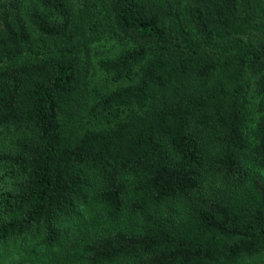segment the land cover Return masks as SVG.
<instances>
[{"label": "trees", "instance_id": "1", "mask_svg": "<svg viewBox=\"0 0 264 264\" xmlns=\"http://www.w3.org/2000/svg\"><path fill=\"white\" fill-rule=\"evenodd\" d=\"M263 97V0H0V264H250Z\"/></svg>", "mask_w": 264, "mask_h": 264}, {"label": "rangeland", "instance_id": "2", "mask_svg": "<svg viewBox=\"0 0 264 264\" xmlns=\"http://www.w3.org/2000/svg\"><path fill=\"white\" fill-rule=\"evenodd\" d=\"M24 2L25 4H29L30 0H24ZM125 47H126L125 44L119 43L109 37H105L93 44L94 66L92 69V75L90 79L92 101L97 100L102 94L107 93L120 85L127 84L128 82H131L136 78V74L133 73L125 78L115 80L111 77L110 74L106 73L98 66V60L100 58L115 56L119 52H121ZM251 93H252L251 104L253 108H256L260 97H258L255 94L254 90H252ZM261 99L264 101V97ZM255 116H256V111L254 110L252 112L250 124H253ZM247 262L250 264H264V252L254 257L248 258ZM1 264H17V262H14L12 260H6Z\"/></svg>", "mask_w": 264, "mask_h": 264}]
</instances>
